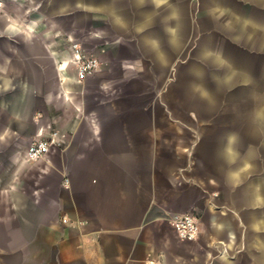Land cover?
Wrapping results in <instances>:
<instances>
[{"label": "crops", "instance_id": "obj_1", "mask_svg": "<svg viewBox=\"0 0 264 264\" xmlns=\"http://www.w3.org/2000/svg\"><path fill=\"white\" fill-rule=\"evenodd\" d=\"M68 3L0 9V264H264V0Z\"/></svg>", "mask_w": 264, "mask_h": 264}, {"label": "built area", "instance_id": "obj_2", "mask_svg": "<svg viewBox=\"0 0 264 264\" xmlns=\"http://www.w3.org/2000/svg\"><path fill=\"white\" fill-rule=\"evenodd\" d=\"M4 0H0V7H3ZM70 46L74 62L76 64L77 76L79 79H84L93 74L100 66V60L97 56L84 52L82 45L75 39H71ZM63 141L60 134L56 130H52L47 135L33 140L27 147L26 157L29 161H38L42 159L54 145H60ZM65 182L68 179L65 178ZM66 222L67 219L64 217ZM172 226L177 232V235L182 240L194 241L197 240L201 233V223L192 212H185L183 214L174 216L172 219Z\"/></svg>", "mask_w": 264, "mask_h": 264}, {"label": "water", "instance_id": "obj_3", "mask_svg": "<svg viewBox=\"0 0 264 264\" xmlns=\"http://www.w3.org/2000/svg\"><path fill=\"white\" fill-rule=\"evenodd\" d=\"M78 2H80V0H70V3H68V4L72 7H75ZM55 10L60 11V10H62V7L60 5H58L55 7Z\"/></svg>", "mask_w": 264, "mask_h": 264}, {"label": "rangeland", "instance_id": "obj_4", "mask_svg": "<svg viewBox=\"0 0 264 264\" xmlns=\"http://www.w3.org/2000/svg\"><path fill=\"white\" fill-rule=\"evenodd\" d=\"M0 9H2V7H0ZM100 25H98L97 24V22H94V24H93V29L94 30H97L98 29V27H99ZM77 41V40H76ZM80 43V42H79ZM81 44V43H80ZM239 259V258H238ZM239 264L241 263V258H240V260H239V262H238Z\"/></svg>", "mask_w": 264, "mask_h": 264}]
</instances>
